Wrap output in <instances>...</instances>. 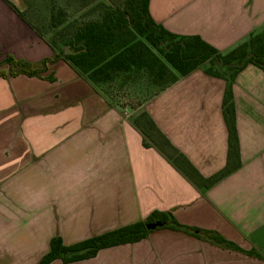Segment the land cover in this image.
<instances>
[{
	"label": "crops",
	"instance_id": "0c3cea01",
	"mask_svg": "<svg viewBox=\"0 0 264 264\" xmlns=\"http://www.w3.org/2000/svg\"><path fill=\"white\" fill-rule=\"evenodd\" d=\"M23 4L0 0V60L38 63L53 48L23 16ZM149 12L223 54L264 30V0H149ZM225 86L196 69L131 106L109 99L63 59L39 76H0V264H37L55 235L69 245L156 210L260 257L159 227L91 258L49 264H264L263 71L249 64L233 80L240 164L208 187L144 146L133 125L146 112L203 177L212 176L227 162Z\"/></svg>",
	"mask_w": 264,
	"mask_h": 264
},
{
	"label": "trees",
	"instance_id": "16d2710c",
	"mask_svg": "<svg viewBox=\"0 0 264 264\" xmlns=\"http://www.w3.org/2000/svg\"><path fill=\"white\" fill-rule=\"evenodd\" d=\"M57 26V23L52 24L53 28ZM65 29V49L57 50L55 43L48 41L53 54L38 63L6 55L0 60V76H39L47 71L49 64L63 59L113 100L112 90L116 83L128 91L127 94H148L146 97H149L155 90L174 83L179 76L202 69L226 82L222 109L228 132V150L226 165L219 172L203 177L146 112L137 115L133 125L141 133L144 146L155 147L199 187L212 185L239 166L232 83L238 72L249 64L264 73V30L252 33L246 41L223 54L199 35H178L157 23L149 12V0H123L116 6H107L99 19L85 21L70 29L66 26ZM45 78L54 79L51 74ZM156 221L162 223L156 228L182 230L221 247L260 257L254 250L245 251L216 231L182 225L171 211L156 210L143 220L69 245L55 235L49 241L48 252L37 264H49L55 259L65 263L88 259L102 248L139 241L153 230L146 225Z\"/></svg>",
	"mask_w": 264,
	"mask_h": 264
},
{
	"label": "rangeland",
	"instance_id": "374dc122",
	"mask_svg": "<svg viewBox=\"0 0 264 264\" xmlns=\"http://www.w3.org/2000/svg\"><path fill=\"white\" fill-rule=\"evenodd\" d=\"M123 0H23L22 14L31 26L47 41L54 42L58 49H65L66 26L72 28L88 20L102 16L107 6H116ZM57 23L56 28L52 24ZM72 26V27H71ZM112 90L113 100L120 104L136 105L148 94H127L118 84Z\"/></svg>",
	"mask_w": 264,
	"mask_h": 264
},
{
	"label": "water",
	"instance_id": "95a60500",
	"mask_svg": "<svg viewBox=\"0 0 264 264\" xmlns=\"http://www.w3.org/2000/svg\"><path fill=\"white\" fill-rule=\"evenodd\" d=\"M161 224H162L161 222L156 221V222H153V223H148V224L146 225V227H147L148 229H155L157 226H160Z\"/></svg>",
	"mask_w": 264,
	"mask_h": 264
}]
</instances>
